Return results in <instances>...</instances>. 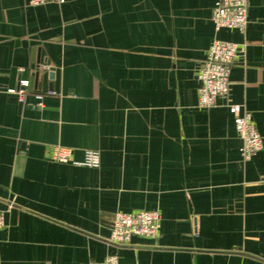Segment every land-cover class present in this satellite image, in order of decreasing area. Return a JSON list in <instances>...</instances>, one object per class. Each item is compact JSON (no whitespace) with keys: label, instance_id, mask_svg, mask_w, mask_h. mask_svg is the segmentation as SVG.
I'll return each instance as SVG.
<instances>
[{"label":"crops","instance_id":"crops-1","mask_svg":"<svg viewBox=\"0 0 264 264\" xmlns=\"http://www.w3.org/2000/svg\"><path fill=\"white\" fill-rule=\"evenodd\" d=\"M216 1L0 0V264H264V0L242 30L215 29ZM213 39L245 50L202 109ZM230 103L263 139L248 159ZM140 210L157 235L111 243L114 214Z\"/></svg>","mask_w":264,"mask_h":264},{"label":"built area","instance_id":"built-area-1","mask_svg":"<svg viewBox=\"0 0 264 264\" xmlns=\"http://www.w3.org/2000/svg\"><path fill=\"white\" fill-rule=\"evenodd\" d=\"M249 0H217L211 12L215 29H240L247 23ZM29 5L37 6L48 3L62 4L64 0H27ZM245 48L243 44L213 39L205 58L196 72L198 81L197 106L209 109L216 105L218 99L226 100L229 92V75L232 65ZM28 86L27 80H20L16 89H7L8 94L16 95L22 101ZM233 115L236 134L241 141L240 155L248 159L263 147V139L251 120L249 112L240 104H228ZM71 149L62 146L52 148L50 158L57 162H68ZM99 156L96 151L84 152V159L78 163L82 166L96 167ZM160 216L157 211L140 210L136 212H116L110 226L108 240L117 245L128 244L133 237H155L159 229ZM3 227V214L0 211V229ZM94 264H118L115 256H107Z\"/></svg>","mask_w":264,"mask_h":264}]
</instances>
